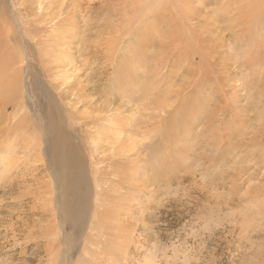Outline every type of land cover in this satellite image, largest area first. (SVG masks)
<instances>
[{
	"label": "rangeland",
	"instance_id": "obj_1",
	"mask_svg": "<svg viewBox=\"0 0 264 264\" xmlns=\"http://www.w3.org/2000/svg\"><path fill=\"white\" fill-rule=\"evenodd\" d=\"M136 2L0 0V107L9 99L0 108V155L12 146L18 159L0 162V264H264V66L225 59L203 72L194 65L190 78L169 64L179 55L157 48V22L144 31L151 20L134 17ZM56 7L59 29L49 23ZM142 31L154 43L142 42ZM156 52L171 74L159 78L160 99L148 95L145 74ZM130 91L137 97L128 106ZM48 113L82 154L89 202L77 216L68 217L71 194L48 169ZM134 121L141 130L127 126ZM123 138L136 149L149 144L140 160L118 155ZM130 164L133 183L123 180Z\"/></svg>",
	"mask_w": 264,
	"mask_h": 264
},
{
	"label": "bare ground",
	"instance_id": "obj_2",
	"mask_svg": "<svg viewBox=\"0 0 264 264\" xmlns=\"http://www.w3.org/2000/svg\"><path fill=\"white\" fill-rule=\"evenodd\" d=\"M29 1H31V0H29ZM136 1L138 3H140V8L137 7V10L139 9V11H137L138 12L137 15H136V13H134L135 14L134 17H136V19H139V21L141 20L143 22L145 20L146 21H148L149 19L151 20L150 23L149 22H146L145 23V24H147V26H144L145 24H143L144 31L151 30L150 27H152L153 24L155 22H157L156 27L159 28V30L157 32L155 30H151L154 33L153 35L155 37V41H156L155 43L158 46L157 48H161V50L163 52H166V54H167V52H169V54H173L174 53V55L175 54L176 55H179L178 57L175 55V57H177V58H175L173 56L175 58L174 59L175 61L173 62L172 59H171L172 62H170L169 64L171 65V63H172L171 66H181V67L182 66H185V68H188V75L190 76V78H193V75H191V73L193 72V70L195 68H197V67H194V65L200 66L201 67V71H202L203 70L202 68L204 66H211V65H214V64H216V65L218 64L219 65L220 63L223 64L224 63L223 61L225 59L226 60L228 59V60L235 61L236 64H237V62H239V60L241 61V59H243L244 62H240V63H246L247 62L246 63V64H248L247 66H252L253 64H256V63H258V64L260 63V66L261 65L264 66V53L263 54L260 53V50L262 51L261 47H263V49H264V0H136ZM68 2H69V0H68ZM78 2H80V1H78ZM137 2L133 6H135L137 4ZM62 5H64L63 2L59 3V10H60V12H61V9H62ZM41 7H42V5H41ZM59 10L56 7L55 11L56 12L58 11V12L56 13L54 11L56 13V15H55L54 12L52 11L53 12V17H52L51 20H49V23H53L52 24L53 25V29L54 28H58L59 29V26L62 25V24H64L63 22L65 21V19L62 20V18L59 17L60 16ZM46 11H47V9H46ZM41 12H42V10H41ZM31 13H33V12H31ZM37 14H35V15L33 14V15L34 16H37ZM51 15H52V13H51ZM132 16H133V14H132ZM36 19H37V17H36ZM136 19H135V21L137 23V20ZM139 23H138V25H139ZM27 31H29V30H27ZM144 31H142L141 35L143 34ZM151 31H149V32L151 33ZM55 32H57L56 29H55V31L53 30L52 33H55ZM58 32H60V30ZM2 33L3 32H1V34ZM139 35H140V32H139ZM156 36L159 37V39H157ZM134 39H135V42L137 41L139 43V41L136 40V38H134ZM142 39H143L142 42L145 40L147 42L151 41V43H154L151 35L150 36L148 35L146 37H143V35H142ZM38 40H39V38H38ZM36 42L38 43V41H36ZM138 43H137L136 46H139L141 44V43H139V44ZM7 45H9V44H7ZM61 45H63V44H61ZM3 48L5 49L6 47H3ZM7 48H8V46H7ZM135 49H137V48H135ZM137 50H139V49H137ZM42 52H43L42 57H44L45 56L44 55L45 51H42ZM142 53H143V51H142ZM223 53L224 54H227L228 53V54L227 55H223ZM254 53H256V54L254 55ZM56 54H57V52H56ZM156 55H158L157 56L158 59H156L157 60V63L154 66H152L151 69L149 68L150 71L148 69H146L148 72H145V74L147 73L146 77H148V75L150 74V81L152 82V84L150 86H148V87H150L149 90H148L149 91L148 93H150L151 95L148 94V93H146V94H148L149 96H152V94L154 96V94H156L157 95L156 97L158 99H160L159 98V93H160L159 92L160 91L159 90V86L161 85V83L163 81L161 79H159V78H161L162 76H165V78H164V80H165L167 77L168 78L171 77V74H168V73L166 74V73L163 72L164 67L167 66V65H169L167 63V59H165V56L166 55L163 56V58L159 55L158 52H156ZM21 57H22V55H21ZM42 57H41V59H42ZM52 59L54 60L55 58H52ZM137 59H138V57H137ZM139 59H140V57H139ZM48 63L50 64V62H48ZM51 64H52V62H51ZM127 68L129 69L128 66H127ZM234 68H235V66H234ZM243 68L246 69L245 67H243ZM136 69H135V71H136ZM260 70H259V72H260ZM123 72H125V71L123 70ZM195 72L197 73L198 71H196V69H195ZM195 72H194V74H195ZM54 73H56V72H54ZM0 77H1V75H0ZM137 78H135L132 81V83L130 84L131 86L135 85L133 87H137L136 85H137L138 80H139ZM155 80L157 82L156 84L154 82ZM6 81L7 80H5V87H7ZM195 81L196 80L193 79V80L188 81V82L186 81V83L182 82L185 85L183 86V84H182L181 86L183 88H185V86H187V85L189 86V85L194 84ZM168 82H170V81H168ZM215 82H218V81H215ZM197 83H198V81H197ZM1 84H4V83H1ZM178 86H179V84H178ZM217 86H219V85H217ZM0 87H1V89H3V90H0V91H3L4 92V88H2V87H4V85L3 86L1 85ZM140 87H142V85ZM207 87H209V86H207ZM242 87H244V86H242ZM252 87H253V85H252ZM244 89H246V88H244ZM137 90L138 89L136 88V91ZM140 90H142V88ZM167 90H169V89H167ZM183 90H185V89H183ZM179 91L180 90H178V92H177V94L175 96H177V97L179 96ZM257 91H259V90H257ZM140 92H142V94H145V93H143V91H140ZM171 93H173V92H171ZM241 93H242V91H241ZM1 94H3V93H1ZM133 94H134V92H131V91L123 94V96L126 97L125 104H127L128 106H129V102H134V101H131L136 96L135 95L133 97L132 96ZM4 95H5V93L3 94V96ZM9 95L11 96L10 93H8V96ZM139 95H140V93H139ZM148 95H146V97ZM164 95H166V93ZM8 96H6L7 99L10 97V96L9 97ZM147 98H145V99H147ZM3 99H4V102H5V106L4 107H0V108H2V110H3V108L6 107V104L9 101V99L8 100H5V98H3ZM165 99L167 100L166 97H165ZM165 99H164V101L167 103V101ZM158 102L162 103L160 100ZM165 102L163 104L158 105L159 107H161V110L158 107L159 110H160L159 111V114H158L159 118L162 117V116H160V115H162V112L164 113V110H166L165 109L166 108V103ZM136 103H138V102H136ZM135 104H134V106H135ZM134 108L132 107V110H134ZM135 109H137V107ZM0 113H2V112L0 111ZM51 114L48 113L47 116H46V119H47L46 120V124L44 123L45 124V132H44L45 136H43V137H45L44 141H45V144H46L45 146L46 147H44V148H45V154H46V156L48 158V163H47L48 164V169H51V172L53 173L54 177L57 179V183H58V186H59L61 192L62 193H65L67 191L70 192L71 199L70 200H66L65 201V204L68 206V211H67L68 217H70V216L73 217V216H77L78 213L82 209L85 210L86 206L88 205V204L86 205V203L89 202V200L87 202V199L89 198L88 197L89 195H88V191L86 190L87 189L86 188V181L87 180L85 179V175H86L84 173V170L85 169H83L84 167L82 166V160H83L82 157H81L82 154H80L79 149H78V146L75 145L76 143L74 144L73 141L69 138V136L66 135L65 132L60 131V130L57 129V127H55L54 120H53V117L51 116ZM0 118H1V115H0ZM154 119H155V116H154ZM197 119H199V118L197 117ZM144 120L145 119H143V121ZM121 121L122 120H119V122H121ZM139 121H140L139 122L140 125H139L138 122H135L134 121V123H132V124H131V122H129L127 124V126L128 127H130V126L132 127L133 126V129L132 130H134V129L137 130L138 128L141 130L142 128H140V127H142L141 126L142 125V123H141L142 121L141 120H139ZM5 122H6V120H5ZM204 123H205V121H204ZM16 124H17V121H16ZM16 124H15V127H16ZM36 124H37V122H36ZM116 124H117V126L119 125L118 123H116ZM117 126L114 127V128H117ZM128 127H127V130H128ZM143 127H145V126H143ZM118 128L119 129H121V128L125 129L126 126H125V124L120 123V126ZM123 129H121V130H123ZM121 130H117V131L115 130L116 131V135H118V133ZM120 133H122V131ZM112 134H114L113 131L111 132V135L110 136H112ZM143 134H144V138H146L147 137L146 136L147 134H145V133H143ZM104 135L107 136L108 134L106 133ZM153 137H156V136H153ZM159 137H157V138H159ZM133 138H136V137H133ZM92 140L93 141H91V142H95L96 143L95 139H92ZM124 140H126L128 142H127L126 145H122L123 147L119 150L120 152L118 153V155L122 156L123 158L128 159L130 161V163L136 160V159L133 160L132 159L133 157H135L136 155H140L142 153L141 152L142 151V148L144 150H146V147L149 145V144L147 145L146 142L145 143L143 142L145 139L144 140H140V142L138 144L139 147H137V149H136L134 147L135 144L134 145H131L133 143H131V140L130 139H128V140L127 139H124ZM32 142H34V141H32ZM133 142H134V140H133ZM93 145H94V143H93ZM144 145H146V146H144ZM10 147H12V146H6L5 147V151H4L5 153L3 155H0V162H2V163L5 162L6 164L13 163V162L14 163L15 162L17 163V160L18 159L15 158V154H14L15 151L11 150L12 148L10 149ZM23 147H25V145ZM23 150H25V149H23ZM144 152L145 151H143V153ZM7 157H9V158L7 159ZM36 157H38V156H36ZM36 157H34V159H37L38 160V158H36ZM139 157L140 156H136L137 160H138ZM207 157L209 158V156H207ZM32 158H33V156H32ZM139 160H140V158H139ZM212 160H213V158H212ZM134 167L135 166L134 165H131V164L129 165V167H126V168L124 167L125 168L124 169L125 170V174H124V179L123 180H125V181L126 180L127 181H131L133 175H135L137 173V170ZM134 172H136V173H134ZM133 182H134V180H133ZM140 184H142V183H140ZM81 185H85V187H84L85 188V191L84 192L81 191ZM89 194H90V191H89ZM96 195H97V193H96ZM109 195L107 193V196H105V195L104 196L108 198ZM116 195H117V193H116ZM102 200H104V199H102ZM88 207H90V205ZM79 220H81V219H79Z\"/></svg>",
	"mask_w": 264,
	"mask_h": 264
}]
</instances>
